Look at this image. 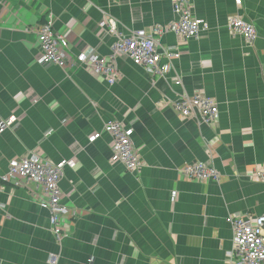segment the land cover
Returning <instances> with one entry per match:
<instances>
[{
	"label": "crops",
	"instance_id": "obj_1",
	"mask_svg": "<svg viewBox=\"0 0 264 264\" xmlns=\"http://www.w3.org/2000/svg\"><path fill=\"white\" fill-rule=\"evenodd\" d=\"M190 5L207 25L197 38L155 34L180 53L167 80L119 57L109 86L78 63L65 71L37 63V27L51 15L72 60L81 50L106 56L114 37L102 19L121 34L152 35L174 18L169 0H0V120L17 117L0 133V264H46L50 253L57 264H227L230 217L264 213V181L250 177L264 165V0ZM235 14L254 25L252 42L227 29ZM182 92L212 98L217 120L179 117ZM114 118L133 128L136 171L110 162L107 134L90 138ZM29 152L76 162L59 181L69 209L59 242L35 186L1 180L8 161ZM194 161L212 163L220 182L184 178L180 169Z\"/></svg>",
	"mask_w": 264,
	"mask_h": 264
},
{
	"label": "built area",
	"instance_id": "obj_2",
	"mask_svg": "<svg viewBox=\"0 0 264 264\" xmlns=\"http://www.w3.org/2000/svg\"><path fill=\"white\" fill-rule=\"evenodd\" d=\"M173 20L165 26H158L149 35L144 30L131 31L121 34L117 22L113 19L101 20L100 26H107L113 35L114 42L110 53L106 56L99 55L93 50L78 51L72 60L70 47L65 33L54 30L53 19L41 23L36 30L38 37V54L35 61L39 64L56 65L64 71L73 63H78L93 75L104 80L109 86L115 84L119 78L116 60L119 57L128 58L134 65L142 67L147 73L167 80L173 69V60L180 53L176 46L160 47L155 34L171 32L178 43H184L198 37L199 33L207 29L206 23L196 18L191 13V0H169ZM235 5H240L241 0H234ZM227 29L234 35L240 36L246 42H252L256 37L254 25L245 20L241 15L235 14L228 18ZM181 83L177 76L174 84ZM173 108L182 118H193L199 122L211 125L219 115L217 103L202 93L188 95L179 93L173 101ZM17 117L11 115L0 120V133L15 123ZM101 133L110 137V162L121 163L124 168L133 172L143 165L141 155L132 141L133 128L117 119H109L102 125L100 132L90 136L91 140L99 138ZM65 167L75 168L74 160H63L53 163L38 152H29L21 157L8 161L7 171L1 180L15 186L31 183L35 186L33 191L38 204L48 211L49 226L56 241H61L65 236L63 221L69 214V209L62 203V191L59 181ZM180 174L193 181L220 182V173L210 162L194 161L184 165ZM253 179L264 181V165L253 169ZM5 210V205L0 203V212ZM232 227V244L226 252L227 264H264V213L261 215H233L230 217ZM58 255L50 253L46 264H57Z\"/></svg>",
	"mask_w": 264,
	"mask_h": 264
}]
</instances>
